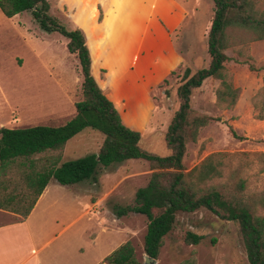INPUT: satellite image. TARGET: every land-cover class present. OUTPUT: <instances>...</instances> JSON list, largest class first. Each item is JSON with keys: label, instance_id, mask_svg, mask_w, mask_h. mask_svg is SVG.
Here are the masks:
<instances>
[{"label": "trees", "instance_id": "16d2710c", "mask_svg": "<svg viewBox=\"0 0 264 264\" xmlns=\"http://www.w3.org/2000/svg\"><path fill=\"white\" fill-rule=\"evenodd\" d=\"M212 2L214 16L208 31L210 62L194 72L190 67L183 71L177 88L179 107L165 132L169 154L160 155L140 145L142 132L124 123L119 109L98 83L92 72V55L83 29L61 23L51 14L49 0H0V10L5 16L29 11L42 30L64 35L68 51L79 59L83 76V98L76 102V114L64 124L0 128V209L27 218L52 179L63 185L97 181L103 168L129 159H143L153 170L148 183L136 190L133 203L114 206L113 210L118 218L131 213L146 216V255L158 258L164 238L175 228L181 214L205 208L222 220L238 222L250 264H264V188L247 191L244 173L252 164L247 158L250 153L214 152L185 171L188 144L197 142L201 130L215 119L193 108L194 92L207 79L214 78L220 82L216 105L233 109L242 90L227 70L226 63L231 57L226 50L240 44L242 47L237 50L243 55L242 50L251 42L264 40V9L258 0ZM182 64L163 82H169ZM250 66L254 68V64ZM252 102L255 118L263 120L264 77ZM88 127L104 136L99 151L63 160L67 142ZM234 159L238 160L236 165H233ZM14 169L19 170L17 179L11 174ZM224 177L223 182H216ZM203 239V234L193 230H188L184 237L190 245H198ZM99 264H144V261L137 257L133 242L128 240ZM181 264L197 262L191 257Z\"/></svg>", "mask_w": 264, "mask_h": 264}, {"label": "rangeland", "instance_id": "374dc122", "mask_svg": "<svg viewBox=\"0 0 264 264\" xmlns=\"http://www.w3.org/2000/svg\"><path fill=\"white\" fill-rule=\"evenodd\" d=\"M49 1L51 14L69 28L73 27L69 16L70 1ZM258 4L264 9V0H258ZM212 11L211 20L214 5ZM208 26L207 23L203 36L195 41L192 37H178V48L185 55L182 66L169 82L162 81L151 86L154 107L150 125L142 132L140 145L144 149L160 155L169 154L165 132L179 107L177 88L183 71L190 67L194 72L210 62ZM67 41L59 32L42 30L29 11L7 17L0 10V128L61 125L76 114V102L83 98V76L79 59L68 51ZM241 47L238 44L226 50L231 57L226 63L227 70L235 85L242 90L233 109L216 105V89L220 82L214 78L207 79L194 92L193 108L215 119L201 130L197 142L188 144L184 165L185 171H189L211 153L247 151L250 153L247 158L252 164L245 170L244 176L250 193L264 188V119L255 118L252 102L263 84L264 40L251 42L242 50L243 55L237 50ZM103 140L100 131L85 128L67 142L63 160L98 152ZM237 161L234 159L233 165ZM152 172L148 161L129 159L103 168L97 175V182L84 181L75 185L79 190L88 191L94 202L99 200L101 213L91 212L88 215L95 230L99 231V227L103 226L108 229L100 233L93 254L97 250L106 253L112 246L115 248L131 240L137 257L145 261L146 216L132 213L117 218L113 209L114 206L133 203L136 190L148 183ZM11 174L17 179L19 170L14 169ZM224 179L216 182H223ZM53 185L63 187L56 181ZM9 215L7 211L0 210V224L19 219ZM188 230L203 234V241L198 245L187 244L184 237ZM191 257H195L197 264H250L239 223L222 220L205 208L180 215L175 228L164 238L156 264H181Z\"/></svg>", "mask_w": 264, "mask_h": 264}, {"label": "crops", "instance_id": "0c3cea01", "mask_svg": "<svg viewBox=\"0 0 264 264\" xmlns=\"http://www.w3.org/2000/svg\"><path fill=\"white\" fill-rule=\"evenodd\" d=\"M69 1L72 24L86 34L95 78L124 123L146 131L154 107L151 86L184 61L178 37L195 41L207 23L210 28L212 0ZM54 181L27 218L5 210L19 219L0 224V264H99L121 245L93 254L100 233L108 230L95 225L100 228L96 231L88 216L101 213L99 200L75 188L78 183L72 187L56 181L60 187Z\"/></svg>", "mask_w": 264, "mask_h": 264}, {"label": "water", "instance_id": "95a60500", "mask_svg": "<svg viewBox=\"0 0 264 264\" xmlns=\"http://www.w3.org/2000/svg\"><path fill=\"white\" fill-rule=\"evenodd\" d=\"M157 259L151 258L148 255H145V261L144 264H156Z\"/></svg>", "mask_w": 264, "mask_h": 264}]
</instances>
